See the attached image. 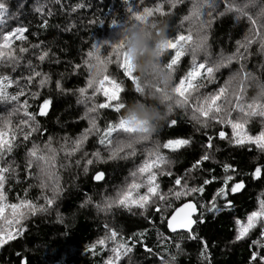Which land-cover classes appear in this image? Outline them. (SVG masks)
<instances>
[{
    "label": "snow or ice",
    "instance_id": "6c2138e0",
    "mask_svg": "<svg viewBox=\"0 0 264 264\" xmlns=\"http://www.w3.org/2000/svg\"><path fill=\"white\" fill-rule=\"evenodd\" d=\"M167 4L168 13H165L163 6L159 3L154 8L144 7L142 11L129 7L127 21L118 23L116 19H113L111 22L120 33H123L120 42L100 41L92 45V50L87 53V58L83 61L87 71L86 87L77 89L80 97L77 103L85 104L86 111L82 118L88 120L89 126L71 140V148H67L69 138H64V145L60 150L64 151L69 163L60 164L57 160L60 150L53 147L54 137L48 134L47 129L38 119L48 115L52 100L40 97L39 91L35 94L31 93L33 88L43 89L53 83L48 73L38 70L39 64H33V58L42 64L46 58L50 57V50L40 51L37 55V50L41 49L43 41L23 46L28 44L30 35H36L28 26L17 22L20 9L24 5L17 7V5H9L7 0H0V66L5 69L0 74V104L8 109L5 114L0 115V220L5 221L8 229L15 226L14 231L0 227V247L9 245L10 241L26 235L28 231L26 222L37 216H50L55 212L56 220L61 224L65 222V217L58 206L61 185L59 177L54 176L52 172L54 167L57 169L82 167L84 174L87 175L90 166L94 164L131 160L135 166L128 172L123 184L115 189L114 195H103L99 201H93L85 194L80 207L90 205L95 208L97 214L103 213L106 217H114L118 211H126L133 215L139 213L144 219H148L152 212L161 214V222L166 221L169 233H176L182 239L186 236L188 240H198L204 250L200 254L202 264H211L210 255H205L208 252L207 241L195 235L192 230L193 224L204 222V213L200 212L197 219H193V214L201 208L209 213L219 210L217 201L221 199L224 201V207L230 208L233 201L229 197H234L245 190V181L236 179L237 170L232 165L224 164L225 176L222 186L213 195L211 206L197 204L190 200L182 203L181 207L176 208L169 215H163L167 208L172 206L169 197L180 200L182 197L202 196L204 186L215 180V177L213 176L211 180L203 179L202 183L191 185L190 177L186 175L175 178L173 187L169 188L167 193L158 191V176L171 175V172L167 171L171 161L163 150L176 151L191 147L193 141L189 137H179L161 142L154 139L161 127L153 130L147 121H138L134 115L127 117L124 115L127 107L125 97L140 98L143 94L142 82L132 59V49L127 43L126 33L129 31L127 22L138 25L148 23L149 18L156 13L160 17L172 15V9H176L177 5L185 4V0H167ZM13 7H17V10L13 11ZM34 11L37 14L42 13L43 6H37ZM48 14L51 15V12ZM225 15H229L236 23L247 27L250 34L254 33L257 29H264V0H189L187 13L179 21L180 28L184 30L179 31L171 39L162 41L161 44L164 52L171 50L170 58H166L165 70L172 82L171 94L167 88H155V92L169 102L168 111L172 113L163 126L176 127L180 121L172 116L179 112L192 125L194 131L202 132L205 137V142L201 144L204 152L192 165V170L212 158L210 153L214 147L215 137L208 133L207 129L210 127L214 128L220 140L228 139L230 143L239 147L254 145L256 149L264 153V129L255 135L249 134L246 129V124L252 117L264 118V81H258L245 73V79L239 81V88H237L238 72L227 79L222 76L223 70L231 72V64L236 53L227 57L220 54L215 60L211 57L209 34L217 18ZM47 23V19H43L39 27H46ZM245 40L246 43L243 45L237 41V52L240 47L247 51L257 42L248 37H245ZM258 42L260 51L264 52V38ZM102 46H106L108 50L106 57L101 54ZM113 55L116 57L117 68L120 70L118 75H112L108 70V65L113 63L110 59ZM186 55L191 56L190 67L179 77L178 82H175L174 74L179 70L181 58ZM24 62H26L27 74L22 75L18 72V68ZM75 67L80 68L81 65L77 64ZM248 80H251L258 89L250 101L246 96ZM126 82H130L131 90L126 88ZM54 83L58 91H68L62 87L61 80L57 79ZM89 89L92 90L91 96H86ZM98 94H102L104 101L98 104L93 103L88 107V101ZM26 95H32L33 99L40 98L42 103L38 104L34 110L28 99H22ZM100 109H112L118 115V118L109 120L103 129L98 126L96 116L89 115L98 113ZM229 127L232 130L230 137L223 130ZM93 133L99 137L97 143L103 149V154L101 150L93 151L91 154L84 152L81 158L74 159L82 152L84 141ZM45 136L47 139H43ZM37 138H40V142H37ZM21 143L25 146L23 170L29 181L28 188L37 189L39 195L29 199L28 189H25L24 197H18V202L5 203L7 199L5 192L8 191L6 186L18 175V169H21V165L15 159L16 149ZM138 155H143V160L137 164ZM251 178L264 180V165L255 167ZM89 179L95 181L100 187L107 183V174L97 170ZM5 208L11 209L10 219L4 215ZM235 223L238 227L234 241H250L251 251L246 264H264V193H261V197L258 198L257 210L247 215L246 223H242L239 219ZM103 229L106 234L98 238L88 250L96 255L99 246L100 251L106 253L102 264H134L132 255L136 245L143 244L142 240L136 235L121 234L114 227H109L107 223L103 225ZM178 229L187 231L178 233ZM143 235L144 233H140V236ZM167 239L169 237L163 238V240ZM129 241L132 243L129 244ZM109 242L112 244L111 247L108 246ZM143 247L145 253L155 255L151 248L146 245ZM175 247L180 250L181 242H176ZM159 264H175V257L166 259L161 255Z\"/></svg>",
    "mask_w": 264,
    "mask_h": 264
},
{
    "label": "trees",
    "instance_id": "16d2710c",
    "mask_svg": "<svg viewBox=\"0 0 264 264\" xmlns=\"http://www.w3.org/2000/svg\"><path fill=\"white\" fill-rule=\"evenodd\" d=\"M7 2L9 5H17V7L24 5L20 9L17 22L28 26L31 32L36 33V35H30L28 44L23 46L43 41L41 49L37 50V55L40 51L50 50V57L46 58L42 64L34 58L33 64H39L38 70L48 73L53 83L43 89L33 88L31 93L35 94L39 91L40 97L52 100L48 115L38 119L47 129L48 134L54 137L53 147L58 150L62 149L65 137L69 138L67 148H71V140L79 136L89 126L88 120L82 118L86 111L85 104L77 103L80 98L77 89L86 87L87 71L83 61L87 58V53L92 50V45L100 41L112 42L109 38L118 28L111 22L113 19H116L118 23L127 21L129 7H135L142 11L144 7L154 8L159 3L163 6L165 13L169 11L167 0H59V2L57 0H18V4L17 0H7ZM37 6H43L42 13L37 14L34 11ZM188 6L189 0H185V4L177 5L176 9H172V15L160 17L156 13L149 18L148 23L143 24V26H147V31L142 34L146 44L137 47L135 58L141 57L147 62L140 67L134 63L135 70L142 82L143 94L140 98L125 97L127 107L124 115L126 117L134 115L148 121V125L153 130L161 127L157 136L154 137L161 142L179 137H189L193 141L191 147L176 151L163 150L171 161L167 166V171L171 172V175L158 176V191L167 193L169 188L173 187L175 178L186 175L190 177L191 185H197L198 182L202 183L203 179L211 180L213 176L215 177V180L204 186L202 196L182 197L180 200L169 197L172 206L163 213L165 216L189 199L196 201L197 204L211 206L212 197L222 186L225 176L223 165L230 164L237 170L235 177L245 181L246 189L234 197H229L233 201L230 208L224 207L223 199L217 201L219 210L215 212L209 213L201 208L200 211L204 213V222H197L193 232L207 241L208 252L205 255H210L211 264H246L251 251L250 241H234L235 231L238 227L235 221L239 219L242 223H246L247 215L258 208V198L261 197V193H264V180H253L251 174L255 167L264 165V153H261L254 145L239 147L230 143L228 139L220 140L214 128L210 127L207 131L215 137L214 147L210 153L212 158L192 170V165L204 152L201 144L205 142V137L202 132L194 131L192 125L179 112L172 116L180 121L176 127L163 126L172 113L168 111L169 102H166L161 94L155 92V88L160 86L163 89L167 88L171 94L172 82L165 70L166 58H170L171 50L164 52L161 44L162 41L171 39L179 31L184 30L180 28L179 21L187 13ZM17 7H13L12 10L16 11ZM49 12L51 15L48 14ZM43 19H47V26L39 27ZM127 27L134 31L137 25L127 22ZM186 27L185 24L184 28L186 29ZM129 34L127 33V36ZM152 36L166 38H161L156 43ZM245 37L257 42L247 51L240 47L237 52V41L243 45L246 43ZM262 38H264V29H257L256 32L250 34L247 27L236 23L234 18L229 15L217 18L213 23L208 41L212 59H217L220 54L227 57L236 53L231 64V72L222 71L224 79L238 72L237 88H239V81L245 79V73L255 77L258 81H264V52L260 51L258 42ZM107 51L106 46L101 47L103 57L107 56ZM110 59L113 63L108 65V70L112 75H118L120 70L117 68L115 55ZM77 64L81 67L76 68ZM190 64V55L181 58V63L178 65L179 70L174 74L175 82H178L179 77L187 71ZM241 65H243V70H241ZM4 71L3 66H0V74ZM18 72L22 75L27 74L26 62L22 63ZM57 79L61 80L62 87L68 90L67 92H61L55 88L54 82ZM126 88L131 90L130 82H126ZM91 91V89L87 90L86 96H91ZM257 91L258 89L251 80L246 81V96L249 101ZM22 99H28L34 110L38 104L42 103V99H33L32 95H26ZM103 101L102 94H98L88 101L87 106L90 107L93 103L98 104ZM7 110L5 105L0 104V115L5 114ZM89 115L96 116L97 124L101 129L106 126L109 120L118 118L112 109H100L98 113ZM246 129L249 134H257L264 129V118L252 117L246 124ZM223 130L227 136H231L230 127L223 128ZM5 138L7 139V137ZM98 138L95 133L90 135L84 141L82 152L77 154L74 159L81 158L84 152L91 154L93 151L101 150L103 154V149L97 143ZM43 139H47V136ZM37 142H40V138H37ZM24 153L25 146L21 143L16 149L15 156L21 169H18V175L6 186L8 191L5 192L7 197L5 203L18 202V197H24L25 189H28L29 199H34L39 195L37 189L28 188L29 181L23 170ZM89 158H91L90 155ZM57 160L60 164L69 163L63 150L59 151ZM142 160L143 155H138L136 163H141ZM134 166L131 160L97 163L90 166L87 175L84 174L82 167L56 168L54 176L59 177L61 185L58 206L65 217V222L59 223L56 220L55 212L50 216H37L30 219L26 222L28 229L26 235L17 237L15 241H10L9 245L0 247V264H102L106 253L101 252L99 246L96 255H93L88 249L98 238L106 234L103 229L105 223L109 227H114L121 234L136 235L142 240L143 244H137L134 255H132L134 264H159L161 255L166 259L174 256L175 264H202L200 254L204 250L200 242L188 240L186 236L182 239L180 235L170 234L166 227V221L161 222V214L152 212L148 219H144L139 213L133 215L126 211H118L114 217H106L103 213L97 214L95 208L90 205L80 207L85 199V194L90 196L93 201H99L103 195H114L115 189L123 184L128 172ZM97 170L107 174V183L100 187L95 181L89 179ZM4 215L10 219L11 209L5 208ZM0 227L11 231L15 229V226L8 229L4 220H0ZM140 233H144V235L140 236ZM164 237H169V239L163 240ZM253 239H258V237H253ZM176 242H181L180 250L176 249ZM131 243L129 241V244ZM143 245L151 248L155 255L145 253ZM108 246H112L111 242Z\"/></svg>",
    "mask_w": 264,
    "mask_h": 264
},
{
    "label": "clouds",
    "instance_id": "9594fccd",
    "mask_svg": "<svg viewBox=\"0 0 264 264\" xmlns=\"http://www.w3.org/2000/svg\"><path fill=\"white\" fill-rule=\"evenodd\" d=\"M147 31V26L143 25H137V28L129 34L128 36V46L132 47L133 49L143 46L146 44V40L143 37V33ZM161 38H166L163 36H152V39L154 42L158 43ZM143 58L141 57H136L134 59V63L137 65V67H140L143 63H145Z\"/></svg>",
    "mask_w": 264,
    "mask_h": 264
},
{
    "label": "rangeland",
    "instance_id": "374dc122",
    "mask_svg": "<svg viewBox=\"0 0 264 264\" xmlns=\"http://www.w3.org/2000/svg\"><path fill=\"white\" fill-rule=\"evenodd\" d=\"M144 23H139L138 25H143ZM129 29V31L127 32L128 34L129 33H132L133 32V30L132 29H130V28H128ZM127 33H126V35H127ZM123 38V33H120L119 32V29H116L114 32H113V34H111V37L109 38V40L110 41H112V42H114V43H119L120 42V40ZM131 49H132V59H133V61H134V58H135V54H136V51H137V48H135V49H133L132 47H130ZM160 76H162L161 74H159ZM158 78H161V77H158ZM159 85V84H158ZM160 87V86H159ZM161 88V87H160ZM161 89H163V88H161ZM136 119L138 120V121H146V120H144V119H142V118H139V117H136ZM148 122V121H147ZM53 163H55V161L53 162ZM55 167L52 169V172H53V174H54V172H55Z\"/></svg>",
    "mask_w": 264,
    "mask_h": 264
},
{
    "label": "water",
    "instance_id": "95a60500",
    "mask_svg": "<svg viewBox=\"0 0 264 264\" xmlns=\"http://www.w3.org/2000/svg\"><path fill=\"white\" fill-rule=\"evenodd\" d=\"M190 200H191V202L196 203V201H194V200H192V199L186 200V201H184V202H182V203L189 202ZM182 203H181L180 205H178L176 208L181 207V206H182ZM176 208H175V209H176ZM175 209H174V210H175ZM174 210H173V211H174ZM173 211H172V212H173ZM200 212H201V211H200V209H199L197 213L193 214V219H197V217L199 216V213H200ZM196 224H197V223H195V224L192 225V230L195 228ZM177 231H178V233H181V232H186L187 230H184V229H178ZM172 234H176V233H172Z\"/></svg>",
    "mask_w": 264,
    "mask_h": 264
}]
</instances>
